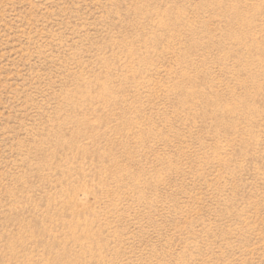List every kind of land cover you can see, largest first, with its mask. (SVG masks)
<instances>
[{
	"label": "rangeland",
	"instance_id": "1",
	"mask_svg": "<svg viewBox=\"0 0 264 264\" xmlns=\"http://www.w3.org/2000/svg\"><path fill=\"white\" fill-rule=\"evenodd\" d=\"M0 264H264V0H0Z\"/></svg>",
	"mask_w": 264,
	"mask_h": 264
}]
</instances>
